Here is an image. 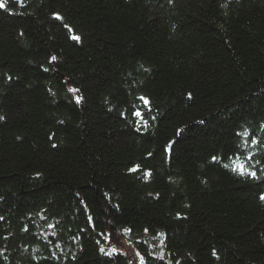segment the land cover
Returning a JSON list of instances; mask_svg holds the SVG:
<instances>
[{
	"label": "trees",
	"instance_id": "1",
	"mask_svg": "<svg viewBox=\"0 0 264 264\" xmlns=\"http://www.w3.org/2000/svg\"><path fill=\"white\" fill-rule=\"evenodd\" d=\"M0 2V264H264V0Z\"/></svg>",
	"mask_w": 264,
	"mask_h": 264
},
{
	"label": "snow or ice",
	"instance_id": "2",
	"mask_svg": "<svg viewBox=\"0 0 264 264\" xmlns=\"http://www.w3.org/2000/svg\"><path fill=\"white\" fill-rule=\"evenodd\" d=\"M4 3H2V2H0V8H4ZM57 19H59V17H57ZM71 39H73V40H79L80 38L78 37V36H75V35H73L72 37H71ZM55 59V57H53V60ZM69 91L70 92H74V91H77L76 89H69ZM141 100H144V98L143 97H141L140 98ZM77 103H79L80 102V99L79 98H77V101H76ZM146 104H147V101L145 100L144 101ZM136 115L137 116H139L140 115V113H136ZM213 159H215V157H213ZM133 170H135V169H133ZM233 171L234 172H237L239 175H242V176H253L254 177V175H255V173H253V172H249V171H246L245 169H244V166L243 165H236V167L235 168H233ZM150 175V174H149ZM260 199L262 200V201H264V195H262L261 197H260ZM101 251H104V249L102 248L101 249Z\"/></svg>",
	"mask_w": 264,
	"mask_h": 264
},
{
	"label": "water",
	"instance_id": "3",
	"mask_svg": "<svg viewBox=\"0 0 264 264\" xmlns=\"http://www.w3.org/2000/svg\"><path fill=\"white\" fill-rule=\"evenodd\" d=\"M10 1H12V2H15V3H18V4L22 5V0H10Z\"/></svg>",
	"mask_w": 264,
	"mask_h": 264
}]
</instances>
